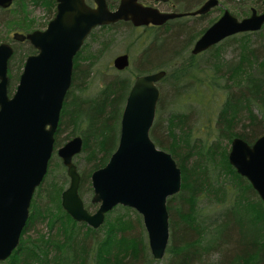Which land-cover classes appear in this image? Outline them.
I'll return each mask as SVG.
<instances>
[{"label":"trees","instance_id":"16d2710c","mask_svg":"<svg viewBox=\"0 0 264 264\" xmlns=\"http://www.w3.org/2000/svg\"><path fill=\"white\" fill-rule=\"evenodd\" d=\"M170 1L174 2V8L179 3L184 4L186 8L180 12H190L197 9L202 0ZM54 2L56 4L57 0ZM89 2L93 4L92 0ZM108 3L110 5L109 0ZM0 11L7 9L0 8ZM55 13L56 10L52 18ZM196 16L197 20H202L206 14ZM176 19L162 26L151 27L160 29ZM119 24L133 25L120 21L108 27ZM104 27L107 26H101ZM193 31L185 23L176 21L168 35L156 32L144 52L145 62L139 64L138 69L139 75L151 73V69L166 71L160 82L165 83L170 92L165 93L160 89L161 97L157 105L159 114L165 94L171 95L170 102L173 103L189 91L191 95L199 93V89H195V92L191 89L200 82L194 77L207 71L205 67H212L215 75L213 83L202 85L205 88L202 98H206V90L212 86L224 93L215 121V133L209 138L194 139L192 114L182 112L171 111L165 129L159 119L151 129V137L157 146L170 152L182 170L181 191L168 198L170 244L166 253L172 254L169 264H264V203L249 180L237 172L228 158L229 144L234 137L239 136L252 144L264 134V27L260 31L230 36L209 50L199 55L191 53L186 58V50L197 38L192 34ZM164 42H169L165 48ZM230 47H233L236 60H228L221 55ZM14 48V55L9 62V93L13 88L12 64L19 53L17 47ZM159 50H166L168 56L161 54L158 57L155 51ZM35 52L34 47L22 52L19 67H24V57ZM256 65L262 66L257 67L260 70L257 76L250 72ZM240 72L243 76L247 75L245 79L242 76L236 78ZM83 73L88 76L90 69ZM20 75L21 72L16 77L19 79ZM76 79L74 72L72 87L65 100L56 133L55 150L67 138L77 136L78 131L83 137L82 152L89 155L88 160L83 169L78 155L75 163L81 174L79 192L85 206L91 211L97 208V204L92 203L91 174L107 164L118 146L122 114L133 82L127 77H113L106 81L95 97L84 98L72 95L76 88H81ZM54 159L53 154L46 178L36 189L30 219L18 249L0 264H87L91 258L96 259V264H152L153 257L148 245L135 236L125 234L134 224L124 215H116L111 219L109 212L105 223L99 229H94L85 222L73 219L63 209L61 195L67 187L64 188L62 182L68 177L67 168L60 159L55 166ZM53 167L64 169L65 174L59 180L53 177L47 182ZM203 196H210L220 202L231 196L235 198V204L220 218L204 222L197 216L199 201ZM43 198L47 199L46 203H42ZM124 208L128 209L126 206ZM40 217L50 218V229L59 223L57 233L24 238L29 224ZM84 228L86 230L83 231ZM229 229L235 232L231 241L227 239ZM248 229L254 231L252 236H248ZM50 250L55 251L52 258L48 255Z\"/></svg>","mask_w":264,"mask_h":264},{"label":"water","instance_id":"95a60500","mask_svg":"<svg viewBox=\"0 0 264 264\" xmlns=\"http://www.w3.org/2000/svg\"><path fill=\"white\" fill-rule=\"evenodd\" d=\"M15 0H0L9 8ZM166 1V0H156ZM57 0L56 13L44 30L15 32L14 40L28 41L37 50L24 63L15 91L9 93V62L14 46L0 43V262L18 249L31 215L36 189L43 183L55 152L56 133L68 92L72 87L74 60L98 27L120 21L134 26H162L187 15L207 14L219 0H206L190 12L162 11L140 0H120L112 9L108 0ZM264 27L263 9L252 8L239 19L229 10L195 41L192 54H200L224 39ZM129 54L115 57L114 66L125 70ZM165 70L136 76L121 119L119 143L107 164L91 174L90 211L80 195L81 174L74 159L83 151L77 135L57 149L70 182L61 195L63 209L75 220L100 228L107 214L121 205L143 217L149 247L161 261L170 240L168 198L182 188V170L173 155L157 146L151 137L161 96L158 82ZM230 164L247 178L264 203V134L252 144L237 136L231 142Z\"/></svg>","mask_w":264,"mask_h":264},{"label":"rangeland","instance_id":"374dc122","mask_svg":"<svg viewBox=\"0 0 264 264\" xmlns=\"http://www.w3.org/2000/svg\"><path fill=\"white\" fill-rule=\"evenodd\" d=\"M119 1L120 0H109L110 7L112 9H115ZM141 1L145 4L156 6L162 11H183L186 8L183 3H179L176 8H174V2L170 0L167 2L156 0ZM205 1L206 0H202L197 7H199ZM263 1L264 0H219V5L212 8L202 20H197L196 15H187L184 17H180L173 22H170L168 26H163L160 29L153 28L151 26L136 27L134 25L129 26L125 24H119L112 28L108 26L104 28L98 27L94 30V33L92 32L91 35L87 38L81 51L75 57L74 66H76V68L74 72L76 73V82L80 84L81 88H76L73 91L72 95L81 96L84 98L95 97L103 89L106 81L113 77H127L132 82H134L136 76L140 74L138 70L139 64L145 62L144 52L153 41L155 33L159 32V34H162L163 36L168 35L174 28V22L176 21L185 23L186 26L190 29L193 28L194 31L192 34L196 35V41L202 35V31L208 28L213 22H215L224 13L225 10H229L239 19H242L251 14L252 8H256L259 12H261L263 9ZM56 5L57 3L55 4L54 0L53 2L52 0H15L11 7L5 8L7 9V11H0V43L3 41L10 42L13 46L17 47L19 51L12 64V77L14 76V78L11 79L13 88L10 94L15 91L16 86L19 82V79L16 77V75L18 76V74H20V72L22 73L23 70L22 66L19 67V62L22 58V52L24 53L25 50L33 47L32 44L28 41L14 40V33H28L36 29L44 30L47 27L49 21L52 19L53 12L56 10ZM195 41L191 43V45L186 50V58H188L192 53L191 51ZM164 43L165 48L168 45L167 43L169 42ZM155 52L158 54V57H160L161 54L166 56L167 53H169L166 50H159V52ZM123 53L129 54L131 64L125 70H118L114 66V59L116 56ZM221 55L228 60H236L233 47L227 48L224 52H222ZM24 60H26L25 57ZM24 63L25 62H23V65ZM202 64V66H205V63ZM257 67L262 66L256 65L250 71L256 76L259 75L260 71ZM205 68H207V71L202 73L200 72L197 77H194L200 82H198L197 86L192 87L191 89V91L194 90V92L195 89H199V93L197 94L196 92L197 95H191L189 91L187 95L181 97L180 99H177L176 101H173V103L170 102L172 100L171 95L165 94V97L162 101L161 113L159 114L157 110L154 122L158 121V119L161 120L162 127L165 129L169 123L167 118L169 117L171 111L192 114V137H194V139H206L209 138V136L214 135L215 121L217 119V113L222 104L221 102L223 101L224 93L219 88H216V86H212L211 89L206 90V98H202L203 94L205 93V88L202 85L213 83L215 75L214 69L212 67L211 69L208 67ZM86 69H90V74L88 76L84 75L83 73V71ZM153 71H158V69L150 70V72ZM241 76L242 79H245L247 75L243 76L240 72L236 75V78H239ZM220 82L221 84L224 83L222 81ZM158 86L160 89H162V91H165V93L166 91L170 92L166 88L167 85L165 83L159 81ZM77 133V135L81 136L79 131ZM65 136H67V133L65 134ZM72 137L67 138L65 142H67ZM230 148L231 144H229V149ZM55 152L57 153V151ZM56 153L54 154L55 159L53 161L55 166L56 162L58 164V162L61 160ZM88 156L89 155L87 153L83 152L78 155L77 158L82 163L81 169L84 168V164L88 160ZM62 174H65L64 169L53 167L52 172L49 174V181L47 180V182H50L53 177H56L57 180H59ZM62 184L64 185V188L68 187L69 177L65 178ZM89 198H91V196ZM86 199H88V197ZM46 200V198H43L42 203H46ZM174 204L176 203L174 202ZM233 204H235V198L231 196L224 198L223 202L217 201L210 196H203L199 201L197 216L204 222L210 221L211 218L216 220L220 218L222 214H224L227 210L231 209ZM124 207L125 206L119 205L114 208L111 211V219H113L116 215H124V218L134 224V226L131 229L127 230L125 234L135 236L137 239H141L144 245L147 244L149 247V239L146 228L144 226L143 217L135 209L129 207L128 209H126ZM94 210L95 209H91V211ZM41 217L37 218L31 224H29L30 228H27V231L24 234V238H36L41 237V235L48 236L57 233L60 224L57 223L53 226L52 229H50V218L44 219ZM84 230L86 229L84 228L83 231ZM229 232L231 233L229 234ZM229 232L227 233V239L231 241L233 240L231 239V237H235V232H233V230L231 229H229ZM253 232L254 231L252 229H248V236H252ZM100 234H102L101 236L104 237L103 231H101ZM149 253L152 256L151 250H149ZM226 253H228V250H226ZM54 254L55 251L52 250H50V252L48 253L50 258H52ZM171 256L172 254H169L167 252L161 261H155L153 258L152 264H169ZM146 259L148 262V258L145 257V260ZM87 264H96V259H89L87 261Z\"/></svg>","mask_w":264,"mask_h":264},{"label":"flooded vegetation","instance_id":"af4514ba","mask_svg":"<svg viewBox=\"0 0 264 264\" xmlns=\"http://www.w3.org/2000/svg\"><path fill=\"white\" fill-rule=\"evenodd\" d=\"M140 1H141V0H140ZM167 1H169V0H166L165 2H167ZM141 2H142V1H141ZM143 3H144V2H143ZM144 4H145V3H144ZM145 5H148V4H145ZM151 6H152V5H151ZM148 26H154V25H148ZM35 50H36V49H35ZM36 52H37V50H36ZM36 52H35V53H36ZM33 54H34V53H33ZM74 71H75V66H74ZM73 76H74V72H73ZM72 83H73V82H72ZM158 83H159V82H158ZM160 97H161V96H160ZM159 100H160V99H159ZM74 137H75V136H74ZM82 138H83V137H82ZM71 139H72V138H71ZM69 140H70V139H69ZM65 143H66V142H65ZM65 143H64V144H65ZM62 145H63V144H62ZM62 145H61V146H62ZM61 146H60V147H61ZM55 151H57V149H56ZM55 153H56V152H54V154H55ZM56 154H57V153H56ZM59 158H60V157H59ZM75 158H76V156H75ZM60 159H61V158H60ZM61 161H62V159H61ZM74 161H75V159H74ZM62 163H63V162H62ZM63 165H64V164H63ZM64 166H65V165H64ZM65 167H66V166H65ZM68 177H69V176H68ZM69 182H70V179H69ZM91 185H92V183H91ZM97 206H98V205H97Z\"/></svg>","mask_w":264,"mask_h":264}]
</instances>
